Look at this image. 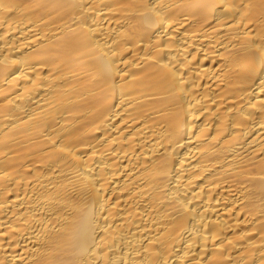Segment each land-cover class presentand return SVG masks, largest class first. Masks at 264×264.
Returning <instances> with one entry per match:
<instances>
[{
	"label": "bare ground",
	"instance_id": "6f19581e",
	"mask_svg": "<svg viewBox=\"0 0 264 264\" xmlns=\"http://www.w3.org/2000/svg\"><path fill=\"white\" fill-rule=\"evenodd\" d=\"M0 264H264V0H0Z\"/></svg>",
	"mask_w": 264,
	"mask_h": 264
}]
</instances>
